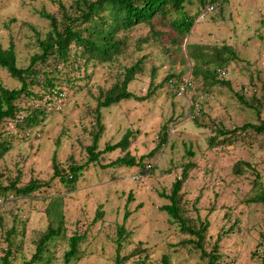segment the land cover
Returning <instances> with one entry per match:
<instances>
[{"label": "rangeland", "instance_id": "obj_1", "mask_svg": "<svg viewBox=\"0 0 264 264\" xmlns=\"http://www.w3.org/2000/svg\"><path fill=\"white\" fill-rule=\"evenodd\" d=\"M62 1L70 5L75 0ZM209 1L214 11L197 21L202 2L188 0L187 10L196 16L189 34L177 35L157 19L154 30L159 33H153L147 23L139 24L129 32L127 47L117 62L93 61L76 71L73 80L61 79L65 93L52 97L38 124L20 128L17 120L5 121L9 147L0 155V185L7 186L16 178L17 187L32 179L50 185L30 196L10 190L11 198L0 207V264H6L4 256L9 251L10 264H25L49 225L57 226L59 221L61 234L47 244L34 264H65L74 234L83 240L81 258L72 264H113L118 253L138 258L143 248L147 251H142L141 258L148 255V260L158 261L168 253L173 264H208L189 245L181 244L187 235L162 209L170 202L164 194L170 192L187 162L193 169L182 189L183 205L189 217L209 220L208 250L221 234V264H261L254 252L264 241V203L248 202L254 175L251 170L237 174L234 165L239 160L251 162L264 181V138L257 135L250 143L242 139L226 149L211 146L209 139L216 133L214 122L229 128L258 122L256 110L243 104L236 92L249 100L259 98L264 118V0ZM42 11L59 14L57 0H0V43L8 47L13 41L24 66L37 49V38L50 29ZM225 43L232 44L238 54L222 74L230 85L218 83L217 75L196 78L188 44H200L213 54L214 47ZM140 58H144V69L129 88L146 96L152 83L155 92L143 100L130 98L102 108L106 129L99 148L119 141L130 130L127 149L103 154L73 189L59 178L52 179L54 153L65 168L71 156L78 163L88 159L86 147L92 143L90 131L95 129L100 92L119 80L123 66ZM168 74H174L178 83L191 79L193 84L187 93L176 95L165 80ZM0 84L20 85L2 67ZM40 103L23 97L20 114L30 104ZM165 128L168 139L160 145ZM125 155L134 157L136 163L107 166ZM56 197L61 200L59 210L54 206L49 212L48 204ZM99 210L103 215L97 218ZM122 224L125 236L118 248Z\"/></svg>", "mask_w": 264, "mask_h": 264}, {"label": "trees", "instance_id": "obj_2", "mask_svg": "<svg viewBox=\"0 0 264 264\" xmlns=\"http://www.w3.org/2000/svg\"><path fill=\"white\" fill-rule=\"evenodd\" d=\"M55 1V0H54ZM188 0H75L72 4L66 5L62 0H57L59 5V14H52L46 11L41 12V16L49 19L50 29L46 35L37 38V49L32 54L29 64L24 66L20 63L16 51V46L12 41L8 47L0 43V67L4 68L9 74L19 82L17 87H8L0 84V155L9 147V132L3 125L6 120H17L16 125L25 128L29 125L38 124L42 116L47 113V104L52 97H60L65 93L61 86V79L71 81L74 79L76 71H81L83 66H88L91 62L114 63L127 47L128 34L139 24L147 23L151 26L153 33H159L154 30V20L157 19L170 26L177 35L189 34L196 22V16L187 10ZM202 5L206 2L213 4L209 0H201ZM201 5V6H202ZM214 5V4H213ZM189 56L193 60L192 73L197 77L207 79L209 74L218 76V83L230 85L225 80L223 73L227 70L226 65L233 59L238 58V54L232 44L225 43L214 47L213 54L204 50L205 46L200 44H188ZM213 66V67H212ZM213 68V69H212ZM144 69V58L138 59L132 65L123 66L121 77L107 90L101 91L97 98L96 114L94 125L95 129L90 131L92 143L86 147L88 159L84 163H78L74 156L70 157L68 168L60 165L57 153L53 155L54 175L52 179L59 178V181L69 188L77 186L84 172L92 163H98L101 156L117 149L126 150L132 135L131 131L125 132L123 137L115 143H107L104 149L99 148L106 125L103 122V107H110L125 99L136 98L137 100L146 99L149 94L152 95L156 87L152 86L151 91L146 96H139L133 93L129 85L136 78L139 72ZM221 76V77H220ZM174 74H168L165 80L175 89L178 95L181 85L174 80ZM223 79V80H220ZM190 80V85L193 84ZM241 102L248 107L256 110L258 122H246L243 125L229 128L218 122H214V135L210 136L209 144L211 146H221L226 149L228 145L245 139L250 143L251 139L260 135L264 138V118L261 116L262 103L257 97L251 100L243 94L236 92ZM23 97L40 100L39 105L30 104L20 114L22 108L19 101ZM163 131V138L160 145L167 142L168 129ZM142 156L141 159H145ZM134 157L127 155L118 157L107 166L117 164H135ZM193 169V164L187 162L183 165L181 175L175 179L170 192L164 195L170 200L169 203L162 205L170 216V222L178 224L180 231L187 235L181 241V244L189 245V248L207 260L208 264H221L220 242L222 235L219 234L211 249L208 250L206 243L210 222L201 217L192 218L186 214V208L183 205L182 189L188 180ZM237 174H243L251 170L253 179V188L248 197V202L264 203V181L263 176L251 162L239 160L234 165ZM18 178L7 186L0 185V196L3 199L4 206L11 198L10 190H15L16 194L30 196L44 185H50L48 182H41L32 179L23 187H17ZM61 205L60 198L56 197L48 204L47 210L55 206L57 210ZM103 212L98 211L97 218L102 216ZM128 213H126V217ZM62 220V218L60 219ZM63 224H50L48 230L41 236L37 242L36 252L25 264H34L40 260L42 253L47 248V244L55 237L61 234ZM125 236V225L122 224L118 229V248L122 246V239ZM83 236L74 234L70 237V248L65 252V264H72L74 260L81 258L80 243ZM258 249L254 252L264 264V241L259 242ZM143 248L138 258H132L133 255L121 256L117 254L113 264H173L170 254L164 253L160 260H148V255L141 258ZM10 251L6 252L4 260L9 262Z\"/></svg>", "mask_w": 264, "mask_h": 264}, {"label": "built area", "instance_id": "obj_3", "mask_svg": "<svg viewBox=\"0 0 264 264\" xmlns=\"http://www.w3.org/2000/svg\"><path fill=\"white\" fill-rule=\"evenodd\" d=\"M215 6L209 2H206L204 5H202L199 9V16L197 21H203L207 15H209L212 11H214ZM190 83V80L187 79L186 83L181 85L180 90L178 92V95H183L187 93L190 86H188ZM3 199L0 196V205H3Z\"/></svg>", "mask_w": 264, "mask_h": 264}]
</instances>
